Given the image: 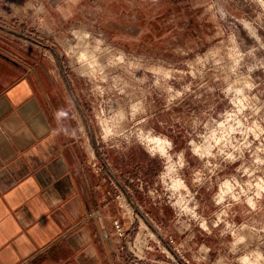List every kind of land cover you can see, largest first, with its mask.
<instances>
[{
    "label": "rangeland",
    "instance_id": "obj_1",
    "mask_svg": "<svg viewBox=\"0 0 264 264\" xmlns=\"http://www.w3.org/2000/svg\"><path fill=\"white\" fill-rule=\"evenodd\" d=\"M0 49L68 83L124 264H264V0H0Z\"/></svg>",
    "mask_w": 264,
    "mask_h": 264
},
{
    "label": "crops",
    "instance_id": "obj_2",
    "mask_svg": "<svg viewBox=\"0 0 264 264\" xmlns=\"http://www.w3.org/2000/svg\"><path fill=\"white\" fill-rule=\"evenodd\" d=\"M53 71L0 49V264H124L93 139Z\"/></svg>",
    "mask_w": 264,
    "mask_h": 264
},
{
    "label": "bare ground",
    "instance_id": "obj_3",
    "mask_svg": "<svg viewBox=\"0 0 264 264\" xmlns=\"http://www.w3.org/2000/svg\"><path fill=\"white\" fill-rule=\"evenodd\" d=\"M82 54V53H81ZM85 58V57H84ZM89 61V60H88ZM91 63V62H90ZM90 63H89V65H90ZM91 64H93V62L91 63ZM95 64V63H94ZM96 65V64H95ZM222 126V125H221ZM154 143H156V147H158V148H161V146H160V142L158 141V139H156V141H154ZM223 187H224V189L225 190H228L229 189V185H228V183H224L223 184Z\"/></svg>",
    "mask_w": 264,
    "mask_h": 264
},
{
    "label": "built area",
    "instance_id": "obj_4",
    "mask_svg": "<svg viewBox=\"0 0 264 264\" xmlns=\"http://www.w3.org/2000/svg\"><path fill=\"white\" fill-rule=\"evenodd\" d=\"M92 216H93L94 218H97V213H95V214L92 215ZM113 226H114V228L117 229V230L120 229V228H119V224H118L117 221H114V222H113Z\"/></svg>",
    "mask_w": 264,
    "mask_h": 264
}]
</instances>
